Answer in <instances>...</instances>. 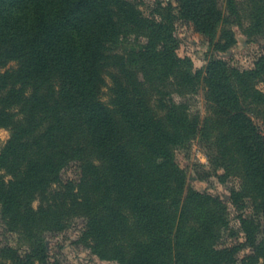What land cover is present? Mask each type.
Wrapping results in <instances>:
<instances>
[{
    "label": "trees",
    "instance_id": "16d2710c",
    "mask_svg": "<svg viewBox=\"0 0 264 264\" xmlns=\"http://www.w3.org/2000/svg\"><path fill=\"white\" fill-rule=\"evenodd\" d=\"M180 20L209 39L204 69L177 53ZM238 32L264 38V0H158L149 14L136 0H0V223L29 247L0 243V264H65L43 236L77 220L115 264H264V57L231 68L220 54ZM200 86L203 117L174 99ZM195 139L222 182L239 179L228 202L178 163Z\"/></svg>",
    "mask_w": 264,
    "mask_h": 264
},
{
    "label": "rangeland",
    "instance_id": "374dc122",
    "mask_svg": "<svg viewBox=\"0 0 264 264\" xmlns=\"http://www.w3.org/2000/svg\"><path fill=\"white\" fill-rule=\"evenodd\" d=\"M142 2V8L146 14H149L153 4L158 0H136ZM171 1V0H159ZM174 1V0H172ZM176 36L179 38V47L177 53L180 57L185 58L190 63L191 70L204 69L208 64L210 57L213 54L208 37L199 31L192 23H186L180 20L177 23ZM227 60L231 68L239 71L250 70L255 68V64L264 57V38L257 41H248L247 37L238 32V43L231 50L220 54ZM15 66V64H12ZM258 90L264 93V78L258 79L256 83ZM174 99L178 103L186 104L193 113H199L202 117L208 113L206 103V90L200 86L196 93L182 92V94H174ZM257 124L260 125L264 133V120L262 118H254ZM10 138L8 129H0V148L5 145ZM208 149L198 140L192 141L189 147L178 149L177 161L186 169L188 181L195 189L208 192L214 196H219L224 201L228 202L230 191L233 188L239 187V179L237 177H229L225 182H222L215 174L213 166L209 163ZM222 173V171H219ZM210 173V175H209ZM81 171L77 164H73L63 171V180H77L80 177ZM40 199L34 202V206L40 205ZM232 225L236 230H240L239 213L231 206ZM250 213L249 211H247ZM261 223V232L259 238H264V216L258 217ZM82 220H77L74 225L66 232L61 234L49 233L44 234L46 243L48 244L49 253L52 258L61 259L65 264H115L113 261L104 260L95 255L86 244L79 240L82 228ZM5 227L0 223V243L9 242L13 246H22L23 250H28L27 245H22L23 241H18L17 236L7 233ZM244 254L240 252L239 258ZM237 264H240L238 262ZM260 264H263L260 262Z\"/></svg>",
    "mask_w": 264,
    "mask_h": 264
}]
</instances>
